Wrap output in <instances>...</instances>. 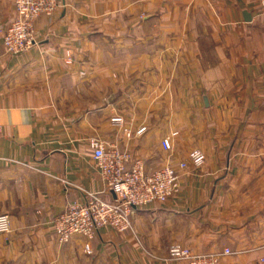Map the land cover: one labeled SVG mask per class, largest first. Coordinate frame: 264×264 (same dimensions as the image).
<instances>
[{
	"label": "crops",
	"instance_id": "0c3cea01",
	"mask_svg": "<svg viewBox=\"0 0 264 264\" xmlns=\"http://www.w3.org/2000/svg\"><path fill=\"white\" fill-rule=\"evenodd\" d=\"M60 2L36 22L35 46L11 56L1 32L15 13L0 0V214L11 220L0 264H187L175 245L264 264V151L246 149L264 145V62L248 49L262 0ZM94 138L150 171L195 149L206 161L187 162L178 196L135 211L124 234L99 230L87 252L82 238L60 245L53 221L104 190Z\"/></svg>",
	"mask_w": 264,
	"mask_h": 264
},
{
	"label": "built area",
	"instance_id": "2783aa9c",
	"mask_svg": "<svg viewBox=\"0 0 264 264\" xmlns=\"http://www.w3.org/2000/svg\"><path fill=\"white\" fill-rule=\"evenodd\" d=\"M15 16L1 33L3 47L8 55L20 56L29 52L36 44L35 24L41 18H53L61 7L60 0H10ZM264 6V0H262ZM115 124H123V118L112 119ZM145 129L138 131L143 134ZM161 141L163 151H173V138ZM96 170L104 184V190L87 194L84 202H74L53 221V230L60 245L68 244L74 238L86 241V251L97 232L109 228L119 234L131 229V216L139 209L152 204H165L181 192L180 172L188 169L189 163L200 168L206 156L199 149L193 150L187 161L176 165H165L156 170H148L142 160L132 161L131 155L116 148H110L99 138L89 141ZM111 193L115 195L112 198ZM11 233V220L0 214V235ZM172 258L187 264H225L224 260L237 253L224 248L218 253L193 254L180 245L170 249Z\"/></svg>",
	"mask_w": 264,
	"mask_h": 264
},
{
	"label": "rangeland",
	"instance_id": "374dc122",
	"mask_svg": "<svg viewBox=\"0 0 264 264\" xmlns=\"http://www.w3.org/2000/svg\"><path fill=\"white\" fill-rule=\"evenodd\" d=\"M259 3V1H258ZM255 15H257L256 26L254 27L253 37L251 38V42H249L248 49H253L254 60L264 62V8L262 6L256 5L254 8ZM259 112L254 113V119L257 118ZM262 116V114H260ZM260 116V118H261ZM264 144V143H262ZM246 146V143H245ZM250 147V151H264V145L256 144L247 145L246 149ZM260 179V178H259Z\"/></svg>",
	"mask_w": 264,
	"mask_h": 264
},
{
	"label": "water",
	"instance_id": "95a60500",
	"mask_svg": "<svg viewBox=\"0 0 264 264\" xmlns=\"http://www.w3.org/2000/svg\"><path fill=\"white\" fill-rule=\"evenodd\" d=\"M245 17H246V22H251V16L250 15L245 14ZM111 195H112V198L115 199V195L113 193H111Z\"/></svg>",
	"mask_w": 264,
	"mask_h": 264
}]
</instances>
